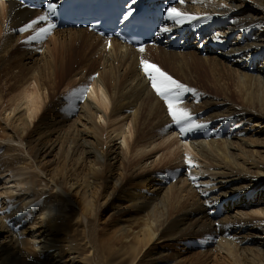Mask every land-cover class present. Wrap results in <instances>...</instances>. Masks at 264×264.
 <instances>
[{
	"label": "bare ground",
	"instance_id": "obj_1",
	"mask_svg": "<svg viewBox=\"0 0 264 264\" xmlns=\"http://www.w3.org/2000/svg\"><path fill=\"white\" fill-rule=\"evenodd\" d=\"M262 1L196 0L193 3V0H185L183 5H176L179 10L202 17V19L184 26H174L168 21L166 24L175 36L173 39H168L166 33H161L159 37L163 38L162 41H166L167 45L174 44L177 40L184 41L186 44L195 42L192 47L197 48L198 55L207 56L209 52L216 49V54H218L213 58L198 57L197 54L192 53L188 54L191 57L187 58L186 54L168 52L167 47H155L153 44H159V41L143 47L144 51L141 52L140 49L123 46L115 41H105L88 30L53 28L50 32L67 34V39L52 38L55 42L53 50L55 51V63L52 64L51 52L48 51L49 59L44 58L43 61L46 67L40 66V69L36 71L27 66L31 57H26V51L22 49L35 42L29 43L30 38L36 34V29L46 25L37 23L32 29L21 33V36L17 37L16 34L20 33L17 29L43 16L44 13L28 10L16 3L1 4L0 107L4 105L7 97L17 93L22 87L24 88L27 82H24L23 74L26 71L29 75V70L35 72L37 89L29 95L24 92L25 96L20 97L31 103V109L28 107L29 115L26 116L27 113H24L17 116L16 113V116L10 119L11 123L7 124L8 126L1 127L0 124V139L24 144L38 169L62 195L73 201L78 208L79 218L80 216L85 217L87 233H93L94 222L100 223L101 210L109 212L108 216L102 217L103 224L108 226L106 223L112 222L115 218L116 234L121 235V241L127 244L128 251H131L129 264H142V262L145 264H186L188 258L184 254H187L189 250L194 253L193 257L198 261L201 257L207 260L212 253L215 262L217 258H223L235 264H264V220L236 217L229 214L225 208V204L233 199L238 200L237 204L249 202L247 200L253 194L254 188L263 180L258 179L259 175L256 177L253 175L255 173L253 168L259 167V160L252 158L251 154L254 152L250 150V144L245 141L237 143L230 140L216 141L214 135H207L210 129H201L196 133L181 136L180 139L176 138L175 134L178 131L175 127H168L173 122L166 105L163 106L165 103L154 94L150 80L144 75L143 68L141 73L139 69L142 60H158L170 63V68L178 70L177 72L182 74L186 80L192 79L193 73L207 69L205 78L214 88L218 87L219 83V80H216L219 79L217 74L221 75L225 72L236 82V85L237 78L244 81L253 79V73L249 71L253 68L259 76L264 78V18L246 10L249 4H261ZM205 17L207 19H203ZM213 30H217L214 35L211 33ZM207 47L208 50L205 52ZM75 51L80 52L81 56H90L95 64L102 66L103 70L98 73V75L101 74L100 76L94 78L96 80L88 86V90L83 89V92L87 94L86 99L75 98L76 101L66 100L64 104H61L60 99H58L59 102L55 100L57 81L62 80L69 72H73L72 59ZM169 55L174 56L169 58ZM228 58H233V60ZM195 64H198L196 69L193 67ZM123 67L125 70L121 73L120 69ZM75 75L83 78L81 71ZM104 76L110 85L109 107L111 110L109 116H123V121L133 126V137L127 134L126 128L118 127L117 136H120L121 145L125 147V150L123 147L115 146L106 148L105 130L96 122V117L101 116L100 108L101 110L108 108V97L101 88V85L106 88ZM242 85V87L245 86L243 93H246V97L242 100L246 106L250 105L248 111L240 110L235 103L228 107L229 102L227 101L231 100L225 96L226 101H213L215 99L206 98L199 105L202 110L201 108L193 110L184 103L180 107L189 110L194 117L198 119L200 117L198 123L212 121L214 125L212 130L220 132L229 126V120H227L229 115L242 114L248 125H245L247 127L242 126L241 129L244 134L248 133L249 128L252 127L251 122L264 124V110L258 107L256 101L250 99L252 93L246 89L251 91V87H247L246 83ZM40 91H44L43 95L46 100L39 105V99L43 96ZM19 92L20 94L17 95L23 94ZM17 95H13L16 100L19 99ZM88 98H95L99 109L87 102ZM188 99L191 102L198 98L195 99L190 94ZM255 102L258 109L253 108ZM13 103L10 102V107ZM69 106L78 112L73 119L66 117V115L70 116V113L65 112ZM206 108L212 109L213 113L205 112L203 118L200 111L203 112ZM39 111H42L40 115H36ZM46 114L49 116H45ZM28 118L32 122H28ZM258 125L259 123H256L254 126ZM158 136L161 137L160 145L170 143L166 153L168 156L176 157V154L181 151L180 148L187 153L196 152L197 156L206 159L210 166L216 169L208 170L209 175H221L227 180L212 185L201 184L199 179L203 175L194 174L190 168L172 169L170 172L161 169L151 172L149 169L151 166L147 167L149 162H138L135 164L137 171L130 170L131 163L127 160L128 153L135 159L141 154H146V151H149L146 148L151 145L149 141ZM197 136L203 139L199 138L197 141ZM255 140L253 144L260 148L258 153H264V144H261L257 137ZM10 151L11 148L5 149L6 153ZM52 155L54 158H49V165H45L48 162L47 157ZM56 156L57 159H55ZM171 158L173 160L174 157ZM177 159L176 157L174 160ZM24 161H21L23 166L29 165ZM54 166L58 169L55 170ZM261 166L263 167L260 163ZM235 172L240 182H251V184L243 185L241 189H233L230 192L227 189L231 181L229 178ZM8 178L10 180L6 184L11 185V192L29 193L30 198L36 200L27 209H25V203L19 207L16 206L13 217L19 216V219H13L15 221L12 220L11 224H16L18 221L20 225L25 223L33 227L35 220H40L43 225L53 231H59L61 229L59 226L65 219H60L54 203L61 199L60 196L57 200L53 199V202L46 198L37 200L39 194L35 187L38 183L34 178L18 180L19 178H15V173ZM213 185H217L219 193L215 195L218 198L227 197L226 199L230 198V201L211 199L210 195L214 197V194H209V192H214ZM255 201L258 206L264 205L263 190L256 192V199L253 202ZM99 205L101 207L97 209ZM261 210L264 214V207H260L254 213L260 214ZM38 212L43 213L41 214L42 219L35 217V213ZM10 220L9 218L0 220V229L4 230L6 223ZM66 233L64 238L67 237ZM89 234V243L94 244V238ZM16 241L25 247L28 245L23 239H16ZM197 248L201 250L197 252ZM51 249H57L52 242L43 247V250L51 251ZM0 264H49V262L45 261L42 253H37L35 257L21 249H15L12 240L5 237L0 240ZM96 264L102 263L97 260Z\"/></svg>",
	"mask_w": 264,
	"mask_h": 264
},
{
	"label": "rangeland",
	"instance_id": "obj_2",
	"mask_svg": "<svg viewBox=\"0 0 264 264\" xmlns=\"http://www.w3.org/2000/svg\"><path fill=\"white\" fill-rule=\"evenodd\" d=\"M213 1H218V0H213ZM237 3H240V2H237ZM246 10L247 11L250 10V12H253L257 14L259 17L264 18V0L261 2V4L260 3L249 4ZM52 32H50V35H48L43 40V42L35 41L31 43V45L24 47L22 49L26 51V55H27L26 57H31L27 65L29 69H34L36 71L40 69V66L46 67V64L43 61H44V58L49 59L48 51L51 52L52 64L53 62L55 63L54 61L55 51H53L55 48V42L52 40V38H55L57 40H65L67 39L68 35L67 34L66 35L54 34ZM216 32L217 30L211 31L212 35L216 34ZM16 36L17 37L21 36V34L17 33ZM231 41L233 42L234 40H231ZM230 42H229V45H230ZM194 43L186 44L184 41L177 40V45L172 47L171 51L168 50L169 48L167 50L168 52L173 51L175 53L186 54V55L191 54V53L197 54L196 53L197 48L192 47ZM229 45H228V48H229ZM154 46L162 47V48L166 47V45H158V44ZM207 50H208V47L205 48V52ZM216 52L217 50L214 49L212 52H209L207 56H205L204 54L198 55L199 53L197 55L198 57L201 56L203 58L205 57L213 58V57H216V55L218 54V53L216 54ZM73 54H74L73 59H72L74 62V67L72 69L73 72H69L62 80L57 81V88H56L57 97H55V100L56 102H59L58 99H60L61 104H64L66 100L76 101V99H84V98L86 99L87 94L83 92V89L88 90V86L91 85L92 82L96 80L94 78L101 75V74L98 75V73H100V71L103 70L102 66L95 64L93 61L94 59H92L90 56H86V57L81 56L80 52L78 51L73 52ZM172 56L174 55H169V58H171ZM189 57H191V55L187 56V58ZM228 59L233 60V58H228ZM147 62L157 65L158 67L161 68L162 71L171 75L178 82L186 85L190 89L195 90V94H196L195 99L198 98V102H195L197 99L195 101L190 102L188 99L190 94H186L185 103H184V104H188V107H191L193 110L200 109L201 106L199 105H201V103L204 102L206 98L215 99L213 101H221V100L226 101L224 99L228 98L229 100H231V101H227L229 102L227 104L228 107L232 106L235 103L237 104V108H239L240 110L248 111L250 105L246 106L242 100L244 97H246V93H243L245 86L242 87L243 86L242 84L244 83H246L247 87H251V91L246 89V91H249L252 93V96H250V99L256 101L258 103V107L264 110V78H262L261 76L257 74L255 68L249 70L250 73H253V76H254L253 79H248L244 81L243 79L239 78L241 80L240 81L237 78V85H236V82L233 81L230 78V76L226 74V72L224 74L221 73V75L217 74V78L219 79H216V80L217 81L219 80L218 81L219 83H218V87L214 88V86L210 82L207 81V78H205L206 73L208 72L207 69H202L196 73H193L198 64L193 65V67L195 68L192 72L193 78L186 80L182 74L177 72L178 70H172L170 68V63H164L158 60H151V59H148ZM139 69L141 73L142 66H140ZM124 70L125 69L123 67L120 69V72L123 73ZM79 71H81V75L83 76V78L80 75H75ZM16 72H17L16 69H14V73ZM26 73H25L26 75L23 74V76L25 77L23 78V80L24 82H27V83L26 85H24V88L22 87L19 90L23 94L21 93L22 95H17V94H20L19 91L13 94L14 96L16 95L19 96L18 100H16V98L13 95L12 96L10 95L9 97L6 98L4 105L0 107L1 127L8 126L7 124L11 123L10 119L11 118L13 119V117L16 116V113H17V116H21L24 113H27L25 115L28 116L30 113L29 109H31V103L25 98L20 99V97H24L25 93H27V95H29V93L31 94L34 93L37 89V84L35 82L36 81L35 72H32L29 70L30 75L28 74V71H26ZM29 79L31 80L29 81ZM103 80H104V85L106 86L107 89L103 85H101V88L103 89L104 94L108 97V101H107L108 108L107 109L102 108V110L100 108L101 116L98 115L96 117V122L99 126H101L105 130L106 135L104 134V141H105L106 148H111L114 146L123 147L121 145L122 140L119 139L120 136L119 137L117 136L119 133L118 127L120 126V127L126 128L125 130L127 131V134H129L130 136L132 135L133 137V126L123 121V118H124L123 116H120V115H116L114 117L109 116L110 115L109 112L111 110V107H109L110 106V96H109L110 95L109 93L110 85H109V82H107V80L105 79V76L103 77ZM40 93H42L43 95L44 91H40ZM236 97H237V100H235ZM10 98L12 99L10 100ZM19 100L21 102H19ZM44 100L46 99L44 98V95H43L41 96V99H39V102H38L39 105L43 103ZM10 102H14L13 103L14 105H16V103L18 102L17 105L19 104L18 105L19 107L16 105L15 106L16 108H15L13 104H12L13 107L12 106L10 107ZM87 102H89L91 105L99 109L98 102L95 98H88ZM256 102L253 108L258 109V107L256 106L257 105ZM21 103H23L24 105H22ZM163 106L165 107V104H163ZM12 109L13 110L15 109V110L13 111ZM19 109L20 111H22V113H19L20 112ZM211 110L212 109L209 110L208 108H206L203 112L200 111V115H202L204 118L206 114L205 112L213 113L212 112L213 110L212 111ZM41 112L42 111L37 112L36 115H40ZM65 112L70 113V116L66 115V117L70 119L75 118L78 113L77 110L73 108L72 106H69L65 110ZM47 114L45 116H49ZM103 115L104 117L102 118ZM98 117L102 121L98 119ZM27 120L28 122H32V120H30L29 118ZM227 120H229L228 122L229 126L223 129L224 130L223 132H220L218 130L216 131L212 130L214 127L212 121H207L202 124L207 125V127L204 128V129H210L207 135L208 136L214 135L216 141L230 140L236 143L239 141L241 142L245 141V143L250 144L251 146L250 150L254 152L253 154H251L252 158L254 159L257 158L259 160V167L253 168V171H255L253 175L254 177L259 175L260 177H258V179H263V180H261L262 182H259L257 180V182L259 183L254 188L255 192L253 191V194L251 195V197H249V199L247 200L249 202L247 203L237 204L238 200L233 199V201H230V198L226 199L227 197L222 198V199L218 198V196L215 195L219 193V191H217L218 188H216L217 185H213L214 192L210 191L209 194H214V197L212 195H210V197L211 199L214 198L213 200L217 199L221 201L223 200L230 201L225 204V208L227 209L228 213L231 215H234L236 217L240 216L245 219L248 218V219H256V220H261V219L264 220V216H263L264 214L262 210L260 214L254 213L255 211L259 210L260 207H264V205L258 206L256 201L253 202V200L256 199V192L257 191L261 192L262 190L264 191V153H258L259 152L258 149L260 148H258L257 146L253 144L256 141L255 140L256 137H257V140H259L261 144H264V127H262L264 124L262 125L261 122H251L252 127L249 126L251 127L249 128V132L244 134V131H242L243 129L241 128L242 126L248 125V122L244 120V117L242 116V114L229 115V119L227 118ZM197 121H200V117L199 119L197 118ZM112 123L114 124V126ZM256 123H259V125L254 126ZM112 128H114L115 130ZM194 132L196 133V131ZM216 134L219 136H217ZM175 136L176 138H179V139L181 138V135L178 134V132L177 134H175ZM199 138L200 140L203 139L201 137H198L197 141H199ZM204 140H207V139H204ZM160 141H161L160 136L150 140L149 141L151 143L150 147L154 145L152 148H150L147 145L148 148L146 149L149 150L150 152L146 151V154H143V155L141 154L136 159L134 156L129 155L128 153L127 160L128 162L131 163L130 170L137 171L135 164H137L138 162H146V163L149 162L147 163L148 165L147 167L149 168L151 166L149 168L151 172H154V171L157 172L161 169H163V171L170 172L172 169H179V168L184 169L183 167L190 168V170L194 174L203 175L199 179L201 184L212 185L213 183L216 184L219 181L227 180L225 179V177L223 178V176L221 175H217V176L209 175L210 172L208 173V170L214 171L216 169L210 166L209 162L206 159H203L200 156H197L196 152L187 153L183 148H180L181 151L179 152V154H176L177 155L176 157L178 159L174 160L176 157L171 156V157H174L172 160V158L166 154L170 143H167L166 145H160L159 144ZM6 148L7 149L11 148V151L9 153H6L5 152ZM123 149L125 150V147H123ZM180 155L182 157H179ZM57 156L55 157V159H57ZM49 158H54V157L53 155L51 157L50 156L47 157L46 161L48 162L45 163V165L47 166L49 165L48 164ZM188 159L191 160L192 162L191 167L188 166V163H187ZM24 160L29 165L23 166L21 164V161H24ZM260 163L261 165H263V167L262 166L260 167ZM54 168L55 170L58 169V167H55V166ZM218 169L220 170L221 168H218ZM48 170L51 172L49 168ZM17 172H18V175H17ZM13 173H15V178L16 177L17 179L19 178L18 180H27L28 178H34L36 180V182L38 183L37 184L38 187L36 186L37 188L35 187V189H36V192L39 194L37 200H43L46 198L53 202V199L57 200V198L60 196L61 199H58L60 202H57L58 201L57 200L54 203L55 209H57L59 216L61 217L60 219H65V221L59 226V228H61L59 231H53L52 229L43 225L40 222V220H35V222L33 223L34 224L33 227L25 223L23 225H20L18 221H16L17 222L16 224H11L13 219H16V220L19 219L18 218L19 216L13 217L14 208L16 206L19 207L21 204L25 203L26 204L25 209H27L28 207L31 206L33 202L36 201L30 198L29 193L13 192V191L11 192L10 190L11 185L6 184V182L10 180L8 177H11ZM237 175H238L237 172H235L233 176L229 178L231 179V181L227 189L230 192L233 189L234 190L241 189L243 185L251 184V182H245V183L240 182V180L237 178ZM100 207L101 205H99L97 209H100ZM77 209L78 208L73 203V201L71 199H68L65 195H62L59 192V190L55 188L53 184L46 178V176L42 173V171L38 169V167L36 166V163H34L33 159L29 156L28 152L26 151L23 143L18 142V141H6V140L0 139V220L3 221V220H7L8 218L11 219L9 222L6 223V228L4 230L0 229V240L6 237L9 240H12V244L15 249H21L25 252L32 254V256H35V257L37 253H42L45 261L49 262V264H96L97 260H100L102 264H129L128 259L131 255V251H128V245L124 244L123 241H121L120 239L121 235L119 233L116 234L117 227L116 225H114L115 218L112 222L106 223L108 224V226H105V224H103L102 217L104 215L108 216L109 212L101 210L102 215L100 216V223L97 224L94 222L95 229L93 233L91 232L89 234L87 233V230H88L87 220L84 219L85 217L80 216L79 218V213H77ZM71 210H73L72 211L73 214L71 213ZM74 212L76 213L74 214ZM41 214L43 213H40V212L35 213V217L37 219L38 218L42 219ZM65 232H67L66 233L67 237L64 238ZM88 234L94 238V244L89 243ZM15 238L18 240H21V239L25 240L28 243V245L25 247L22 244H19ZM48 241L50 243L52 242V245L56 246L57 249L56 250L51 249V251L43 250V247L49 244ZM197 249H198L197 252L201 250L199 248ZM169 255H171V253ZM184 256L188 258L186 261V264H235L234 262L230 263L229 260H225L223 258H217L215 262V259L213 258L212 253L209 255L210 257L207 258V260L201 257L200 261H198L197 258L193 257L194 253H191L190 250L187 252V254H184ZM176 262L178 263V260ZM142 264H145V262H142Z\"/></svg>",
	"mask_w": 264,
	"mask_h": 264
},
{
	"label": "snow or ice",
	"instance_id": "obj_3",
	"mask_svg": "<svg viewBox=\"0 0 264 264\" xmlns=\"http://www.w3.org/2000/svg\"><path fill=\"white\" fill-rule=\"evenodd\" d=\"M0 2H2V0H0ZM132 2L135 3V0H132ZM195 2L196 0H193V3ZM184 3L185 0H178L179 5H183ZM57 10L58 5L52 2V0H47L46 14L36 20L30 21L24 26H21L17 31L24 33L25 31L32 29L35 24L42 23L46 26H41L36 29V34L30 38L29 43L32 41L43 42V40L50 35V29L56 27L55 23L52 22V17H54ZM133 11L134 9L130 8L129 15H131ZM165 19L174 26H184L185 24H192L195 21H199L202 17L192 15L186 11H181L178 7L174 6L167 10ZM203 19L207 18L205 17ZM160 31L161 33L170 34L171 28L165 26L161 28ZM140 51L143 52L144 48L141 47ZM141 66L150 80L151 88L154 90L155 94L163 100L167 107L168 114L173 122L168 125L169 128L175 127L181 136L184 137L194 131L207 127L205 124L198 123L197 118L194 117L189 110L180 107L181 104L185 103L186 94H191L195 97V90L178 82L171 75L162 71L160 67L153 63L142 60ZM195 102H198V99ZM187 163L189 167L192 166L191 160H188Z\"/></svg>",
	"mask_w": 264,
	"mask_h": 264
}]
</instances>
